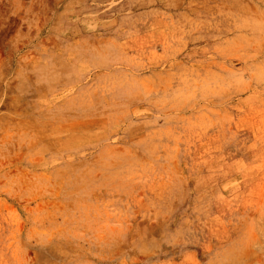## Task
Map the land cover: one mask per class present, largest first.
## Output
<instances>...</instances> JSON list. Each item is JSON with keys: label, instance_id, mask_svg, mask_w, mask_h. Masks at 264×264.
Instances as JSON below:
<instances>
[{"label": "rangeland", "instance_id": "rangeland-1", "mask_svg": "<svg viewBox=\"0 0 264 264\" xmlns=\"http://www.w3.org/2000/svg\"><path fill=\"white\" fill-rule=\"evenodd\" d=\"M0 264H264V0H0Z\"/></svg>", "mask_w": 264, "mask_h": 264}]
</instances>
